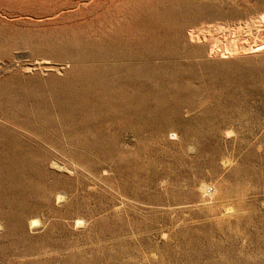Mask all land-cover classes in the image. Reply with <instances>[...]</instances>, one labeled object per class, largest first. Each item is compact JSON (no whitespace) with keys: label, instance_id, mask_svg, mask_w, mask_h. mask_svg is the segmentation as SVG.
Listing matches in <instances>:
<instances>
[{"label":"rangeland","instance_id":"374dc122","mask_svg":"<svg viewBox=\"0 0 264 264\" xmlns=\"http://www.w3.org/2000/svg\"><path fill=\"white\" fill-rule=\"evenodd\" d=\"M0 264H264V0H0Z\"/></svg>","mask_w":264,"mask_h":264},{"label":"bare ground","instance_id":"6f19581e","mask_svg":"<svg viewBox=\"0 0 264 264\" xmlns=\"http://www.w3.org/2000/svg\"><path fill=\"white\" fill-rule=\"evenodd\" d=\"M101 97H102V96H101ZM101 97H100V98H101ZM76 98H77V97H76ZM104 99H105V98H104ZM81 100H82V99H81ZM98 100H99V99H98ZM100 100H101V99H100ZM113 100H114V98H113ZM104 101H105V100H104ZM77 102H78V100H77ZM82 102H83V101H82ZM90 102H91V101H90ZM94 103H95V101H94ZM96 103H97V102H96ZM96 103H95V106L98 105V104H96ZM86 104H87V103H86ZM90 104H91V103H90ZM92 104H93V103H92ZM115 104H116V103H115ZM117 104H118V103H117ZM77 105H78V104H77ZM88 105H89V104H88ZM88 105H86V106H88ZM108 105H109V104H108ZM118 105H119V104H118ZM78 106H79V105H78ZM89 106H90V105H89ZM92 106H93V105H92ZM99 106H100V105H99ZM99 106H98V107H99ZM105 106H107V105H105ZM80 107H81V106H80ZM112 107H113V106H112ZM117 107H118V106H117ZM119 107H121V105H120ZM96 108H97V107H96ZM101 108H102V106H101ZM84 109H85V108H84ZM104 109H105V108H103V110H104ZM121 109H122V108H121ZM88 110L90 111L89 108H88ZM92 110H93V109H92ZM118 110H119V108H118ZM93 111L95 112V109H94ZM93 111H92V113H93ZM87 112H88V111H87ZM87 112H86V113H87ZM96 112H97V111H96ZM111 112H112V111H111ZM118 112H119V111H118ZM81 113H82V112H81ZM88 113H89V112H88ZM92 113H91V114H92ZM107 113H108V112H106V113H104V114L107 115ZM82 114H83V113H82ZM111 114H112V113H110V115H111ZM87 115H88V114H87ZM108 115H109V114H108ZM84 116L86 117V114H85ZM89 116H90V115H89ZM103 116H104V115H103ZM86 118H87V117H86ZM86 118H85V119H86ZM90 118H91V116H90ZM93 118H94V117H93ZM103 118H104V117H103ZM106 118H107V117H106ZM106 118H104L103 120H105ZM85 119H84V120H85ZM87 119H88V118H87ZM98 119H99V117H98ZM92 120H94V119H92ZM94 121H95V120H94ZM96 121H97V119H96ZM87 122H88V121H87ZM84 124H85V123H84ZM35 222H36V219L32 221V223H35ZM37 222H38V221H37ZM32 225H33V224H32Z\"/></svg>","mask_w":264,"mask_h":264}]
</instances>
